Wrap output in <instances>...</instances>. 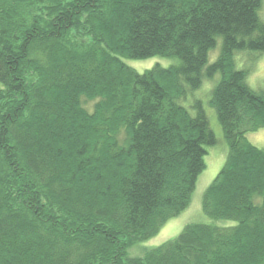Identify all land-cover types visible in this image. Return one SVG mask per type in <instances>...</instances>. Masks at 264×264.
<instances>
[{"label": "trees", "instance_id": "obj_1", "mask_svg": "<svg viewBox=\"0 0 264 264\" xmlns=\"http://www.w3.org/2000/svg\"><path fill=\"white\" fill-rule=\"evenodd\" d=\"M260 7L0 0V264H264V147L247 138L264 127V93L234 64L264 52ZM156 56L177 62H124ZM215 74L228 150L202 195L210 222L135 263L128 250L189 206L217 143L192 93Z\"/></svg>", "mask_w": 264, "mask_h": 264}, {"label": "rangeland", "instance_id": "obj_2", "mask_svg": "<svg viewBox=\"0 0 264 264\" xmlns=\"http://www.w3.org/2000/svg\"><path fill=\"white\" fill-rule=\"evenodd\" d=\"M259 18L264 22V0H261L259 10ZM86 39V38H84ZM219 42L209 51V63L213 62L219 54ZM124 62L134 68L138 72H143L146 69L158 64L162 67H169L176 64L175 58L151 57L143 60L126 59ZM234 64L236 69H244L247 73V84L256 91L264 93V52L242 50L235 52ZM219 80V75L215 74L211 79H204L201 87L193 91L194 98L202 101L205 113L208 117L209 126L214 132L217 143L214 146L207 147V154L204 157L205 169L199 175L195 190L192 194L189 206L182 211L178 216L169 219L159 231L151 238L133 245L128 250L130 260L135 263L142 261L144 254L166 241L174 239L188 223L194 222H210L203 214L201 208L202 195L207 186L213 181L222 167L227 155V145L223 139L222 129L216 118L215 111L209 106L210 91L216 81ZM86 102V103H85ZM84 106L91 111L92 104L90 101H85ZM247 138L255 145L264 147V127L247 134ZM231 225V222H227Z\"/></svg>", "mask_w": 264, "mask_h": 264}]
</instances>
